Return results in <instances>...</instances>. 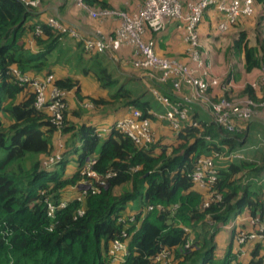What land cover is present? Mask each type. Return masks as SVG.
<instances>
[{"label": "trees", "instance_id": "trees-1", "mask_svg": "<svg viewBox=\"0 0 264 264\" xmlns=\"http://www.w3.org/2000/svg\"><path fill=\"white\" fill-rule=\"evenodd\" d=\"M83 1L96 10L113 8L105 0ZM257 7L254 41L244 19L251 15L229 25L236 28L229 49L242 56L246 71L259 69L264 61V0H253V14ZM40 16L21 0H0V264H111L107 249L115 239L127 245L116 264H219L214 252L222 227L244 210L264 219V152L259 161L241 159L220 167L219 157L247 140L250 118L233 129L214 119H198L191 100L196 95L184 101L183 93L174 102L189 108L190 119L178 131L172 129L168 144L159 139L140 146L114 123L99 135L97 126L68 119L81 118V111L69 108L65 97L63 119L53 123L46 110L35 107V94L13 74V67L21 75L54 74L59 67L68 73L54 79V85L64 96L74 91L81 101L86 99L93 105L89 109L133 106L151 122L154 116L146 92L138 94L128 86L129 78L121 80L104 54L84 52L78 40L72 50L65 42L70 36L52 30ZM36 26L42 30L37 36ZM30 35L36 51L25 47L24 38ZM90 73L108 91L107 99L80 96L77 75ZM212 90L202 95L217 100ZM238 96L256 104L264 101L251 84ZM222 98L232 100L230 91ZM56 133L67 137V148L45 165L55 155ZM203 156H211L217 168L208 194L191 177ZM70 161L73 170H68ZM89 162L96 178L84 173ZM235 234L231 232V243ZM161 254L165 257L157 261ZM252 257L250 264H262L258 242ZM220 263L237 264L231 244Z\"/></svg>", "mask_w": 264, "mask_h": 264}, {"label": "built area", "instance_id": "built-area-1", "mask_svg": "<svg viewBox=\"0 0 264 264\" xmlns=\"http://www.w3.org/2000/svg\"><path fill=\"white\" fill-rule=\"evenodd\" d=\"M21 1L33 9H37L41 4V0ZM78 1L82 2L83 0ZM210 7L220 12L223 16L222 21L218 24L220 31L227 30L229 25L239 17L252 15L254 10L253 0H143L134 13H129L125 10L115 11L110 8L98 10L102 15L113 14L119 20L113 35L107 38L84 36L77 26L65 24L55 16L47 17L46 24L56 32L81 41L83 50L86 53H103L115 45L129 46L132 48V55L129 61L133 67L148 71L150 76L157 75L158 82H169L172 89L176 92L181 91L183 87H188L192 94L201 96L209 87L219 86L218 79L208 75L206 54L200 50L198 34L199 23L203 19L205 11ZM173 21L179 22L183 26L184 41L187 45L186 52L191 64H186L174 57L158 55L155 52L154 40L152 38H144V35L148 32L163 31L167 24ZM41 33L40 27L36 26L33 30V35L37 36ZM12 72L22 84L30 87L35 94V107L46 110L53 123H60L63 119L66 102L64 101V93L54 85V75L52 73L43 76L21 75L16 67L12 68ZM261 83L264 84V77ZM153 95L165 107L164 113L155 115L161 120H166L174 131H178L183 123L190 119L187 106L180 102L171 101L168 95L155 89H153ZM182 99L184 101L190 100L188 96H184ZM247 101L256 104L249 99ZM229 102L232 103L231 100L221 97H217V100L210 99V110L214 112L213 119L217 124L227 129H233L235 125L233 119L235 109L230 110ZM259 104H264V101ZM86 105L89 108L93 107L91 103H86ZM113 127L129 136L140 146L146 147L155 141L151 120L141 117L140 111L133 106H130L128 112L114 122ZM108 130L109 126H100L95 131L101 135ZM59 154L56 153L49 159H45L44 164L54 163L59 158ZM219 158L233 161L244 159L245 155L239 150H232L222 154ZM90 164L89 162L86 165L84 173L88 177L96 178L97 175L91 170ZM191 177L198 189L207 192L211 191V187L217 177V168L213 158L211 156L200 157ZM209 194L212 196V192H209ZM63 204L64 202H62ZM50 208L52 211V207ZM149 209H151L150 206ZM250 222L254 229L244 230L238 228L234 236V243L238 248L248 241L260 243L263 252L262 264H264V219L260 220L258 216H251ZM126 246V243L119 239L110 242L107 253L111 264H116L123 259L126 254ZM163 257H165L164 254H161L156 260L159 261Z\"/></svg>", "mask_w": 264, "mask_h": 264}, {"label": "crops", "instance_id": "crops-1", "mask_svg": "<svg viewBox=\"0 0 264 264\" xmlns=\"http://www.w3.org/2000/svg\"><path fill=\"white\" fill-rule=\"evenodd\" d=\"M43 1L44 0H41V2ZM46 1L48 2V5H47L48 7L45 6V9L38 10L41 13L40 17L42 20H46V18L49 17L48 11L50 10V7H49L50 0H46ZM105 1L110 6H113V7L116 6L119 9L125 10L130 13H134L138 9V7L142 4L143 0H105ZM46 9H48V11H46ZM54 9L56 10L57 15L59 13L62 14L61 17H58L60 18L62 22L64 21L70 22V23H67L69 25H73V23L78 24L77 28L83 33V35L84 34H89V35L94 34L101 38H107L113 35L115 28L119 24V20L116 18L109 17L102 21L93 19L91 17L89 18L88 13H85L82 11L77 12L75 11L76 9H72L70 3H65L64 5L61 6L60 11L62 12H59L58 7H54ZM222 19H223V16L219 12H217L213 8H210L205 12L204 17L198 26L200 46H201L202 51L206 54L208 75L210 77H216L217 79L219 77H224L222 83H224L225 80H228L224 83L225 88L223 87V85H220L219 87H211L213 88L211 95L215 94L219 96V92L221 90L220 88H224V91L226 90L230 91V96L234 95L235 97H239L238 93L244 88V86L246 84H251L252 87H254V90L257 96L259 97L264 96V95H261V92H262L261 90L264 91V86L260 80H258L257 83L255 81L253 83V82H250L251 80H246L242 83V86L238 85L237 88H233L231 86L232 81L235 77V74L234 76L232 74V72H235L233 68L235 67V65L237 66L239 64L235 62V55H238V60L243 65V67H244V64L242 61V56L240 54H235L232 49H229L230 42H229L227 52L225 55V57L228 60V63L224 66H223V60L220 59L218 55L214 56L212 52H209L206 48H204V45H205L204 43H207V42L213 43L214 41H217V38H218L217 36L223 34L224 31H220L218 29V24L222 21ZM244 19H245V25H246L247 20L246 18ZM228 29L233 30V28H228ZM144 38L146 39L152 38L154 40L155 52L158 55L174 57V58L181 60L182 62L186 64H191V61L188 58V55L186 52L187 45L184 41L183 26L179 22H174V21L169 22L163 31L148 32L144 35ZM68 39H69V42H72L71 45L69 44V42H67ZM24 41L26 43L25 47L27 49H29L30 51L37 50L34 44L35 42L32 39V36L24 38ZM65 42H67L70 45L69 47L72 50H76V46H75L76 43L73 39L66 37ZM109 50L111 51H105L101 54H104L106 56L107 61L109 62V64H111V67L113 66V68H116L118 70V75L120 76L121 80H126V78L130 79V80H127L129 83L128 86L136 87V89L138 90L137 92L138 94L141 92H146V94L150 92L152 94L150 89L149 91H145L144 82H146V79H148L151 82V85L159 88L161 93L169 95L175 100L179 99L180 96L171 90V87H170L171 84L169 82L159 84L155 81H152L147 76H141V72L142 73L144 72L140 71V69L138 68L133 67L129 61L130 56L132 55L131 47L125 46V45H121V46L115 45V46H111ZM218 61H220L221 63L220 67L223 68L224 71L222 70L220 72V70H218V69H221L217 65ZM127 68H131L132 70L130 72L126 71L128 70ZM54 70H55V73L53 74L54 79H56L57 77H63L67 75L68 73L67 70L60 71L59 67H55ZM135 70L140 72L139 76L133 73L135 72ZM246 72H250V71H246ZM30 75L43 76L44 73H39L38 75L36 73L35 74L31 73ZM77 77L80 79L79 94L81 97H83V99L86 96H91L94 98L103 97L107 99L108 91L100 88L99 83L97 82V80L94 78V76L91 73L85 76H81L80 74H78ZM224 91L221 90L222 92L221 94H223ZM184 92H186V90H184ZM181 93L183 94V92ZM65 98H66L67 105L69 108H74V109L78 108L80 111H81L80 107L81 108L84 107L81 104V102L86 100L84 99L83 101H81L74 91L67 92ZM87 109L97 112L98 115H93V114L85 115V113L81 111V114H80L81 118H75L70 115L69 120L74 123H78V124L86 123V124H91L97 127H100V126L108 127L109 125L113 124L118 118L124 116L128 112L129 107L127 108L123 107L118 110H114L112 108H107V107H100V108H95V109L86 108V110ZM194 109H195V113L198 119H201V120L211 119V117L205 112L204 109L198 106H195ZM150 112L153 114L154 120H157L158 122H160L158 123L159 126L162 127L163 129H167L166 126H168L169 124L165 120L159 119L155 115L156 111H154L153 108H151ZM151 126H152V122H151ZM249 128L250 129H249V135H248L247 140L244 141V143L240 146V148H237L235 150L242 151L245 155L244 159L252 160V161H259V156L261 155L262 152H264V143H263L264 141V118H257V117L250 118ZM161 130H157V136H159L158 140L160 139L162 140V143L168 144L173 138L174 133L172 132V128L170 127V129H168L169 131H161ZM58 135L59 134L57 133L55 134L53 138V144H55L54 142L58 139ZM63 139L64 140L62 141H56L59 147L57 152L61 154L63 153L65 148H67V142H66L67 137L64 136ZM72 157L73 156H70L69 159H71ZM220 159H221L220 167H225L226 165H228L229 163L233 161L235 162L239 161L237 159L233 161L226 160L224 158H220ZM67 167H68V170H73L75 168V163L73 161H70ZM260 180L261 179L259 178V181ZM201 191L205 192V190H201ZM134 205L135 203L132 202L131 204L128 205V207L132 208L134 207ZM250 217L251 216L247 210L242 211V213L237 214L233 218H231L229 222H227L226 225H224L222 229L219 231V233L217 234V237H216L217 248L214 252V259L217 262H219V264H221L220 263L222 261L221 258L224 257L230 244H231V248L233 250L237 264L238 263L239 264H250V262L253 260L252 252L254 250L256 242L248 241L240 248H238V246L234 243V241L231 243V232L232 231H236L238 228H242L244 230L254 229V226L250 222Z\"/></svg>", "mask_w": 264, "mask_h": 264}, {"label": "rangeland", "instance_id": "rangeland-1", "mask_svg": "<svg viewBox=\"0 0 264 264\" xmlns=\"http://www.w3.org/2000/svg\"><path fill=\"white\" fill-rule=\"evenodd\" d=\"M49 3H50V5H49L50 10L48 11V9H46V11L49 12L48 16L61 17L62 14L59 13L57 15V12L54 9V7H58L59 12H62V11H60L61 6L64 5L65 3H70L72 9H76L75 11H77V12L78 11H82V12L88 13L89 16L88 15L87 16L89 18L91 17L93 19H97V20H101V21L105 20V19H107L109 17L117 19V17L115 15H113V14L102 15V14H100V11H98L96 9H93L91 7H87V5L84 3V1L79 2L78 0H50ZM47 5H48V2L46 0H44L43 2H41L39 7L37 8V10H43V9H45V6L48 7ZM111 9H113L115 11H122V9H119L116 6H114ZM258 11H260L259 7H257L255 14L251 15L250 17H248L246 19L247 22H246V26L245 27H247L246 29L250 30L251 33L254 30L257 29V25H256L255 21L258 18ZM253 13H254V10H253ZM64 22L66 24L70 23V22H67V21H64ZM73 25H77V27H78V24H76V23H73ZM237 29H239V28H237ZM235 30H236V28H234L233 30L228 29L227 31H224L222 35L217 36L218 37L217 41H214L213 43H211V42L210 43L209 42L204 43L205 44L204 48H206L209 52H212L214 56L218 55L219 58L223 60V66L228 63V60L225 57V55H226V52H227V48H228L229 42L231 40V35L233 33H235L234 32ZM259 30H262V29L260 28V29H258V31ZM251 33L249 34V38H250V40L254 41L255 32L252 33V34ZM84 36L92 37V36H96V35H94V34H92V35L84 34ZM67 42H69V39L67 40ZM69 44L71 45L72 42H69ZM108 51H111V50H108ZM235 62H237L239 64L237 66L235 65V67L233 68V70H235V72H232L233 76L235 74V77H234V79L232 81V84H231V86L233 88H237L238 85L242 86V83L244 81H246V80H251L250 82H253V83H254V81L257 83L258 80L263 82V77H264L263 68H264V64L262 65L263 67L261 66L257 70L254 69V70H251L250 72H246L244 70L243 65L238 60V55H235ZM217 65H218L219 68H221L220 67L221 66L220 61L217 62ZM127 69L128 70H126V71H129V72L132 70L131 68H127ZM218 70H220V72L222 70L224 71L223 68L218 69ZM140 71L144 72V73L141 72V76H147L152 81H155V82H157L159 84H163V83H160V82L157 81V77H158L157 75L150 76L148 71L141 70V69H140ZM133 73L138 75V76L140 74V72L137 71V70H135V72H133ZM223 78L224 77H219L218 78V85L219 86L222 85ZM144 83H145V91H149V89H150L152 94H153V89H155L157 91H160L159 88L154 87L153 85H151V82L148 79H146V82H144ZM263 86H264V84H263ZM220 89L222 91H224V88H220ZM171 90L174 91L172 89V87H171ZM184 90H186V92H184ZM221 90L219 92V96L218 97L222 98L223 94H221L222 93ZM261 91H262L261 95H264V91L263 90H261ZM174 92L177 93L179 96L182 95L181 92H183L184 95L188 96V97H190V95L192 94L188 87H183L181 92H176V91H174ZM152 94L150 92L147 93L144 96V99L149 101V103L151 105V108H153V110L156 111L155 112L156 115L164 113L165 112L164 106ZM65 96H66V94H65ZM168 97L171 99V101H173V102L175 101V99L170 97L169 95H168ZM231 99H232L231 100L232 103L229 102L230 103L229 108H230V110L231 109H235V113L233 115V119H234L235 123H245L249 118H252V117L264 118V104H252V103L248 102L246 98L235 97L234 95H231ZM191 100H192V102H194V107L198 106V107L204 109L205 112L211 117V119H213L214 112L210 110V97L201 95V96L192 97ZM179 102H180V100H179ZM86 103H88L87 100H84L83 102H81V104L84 106L82 108L80 107L81 111L83 113H85V115H88V114L98 115L97 112H94V111L88 110V109L86 110V108H89L86 105ZM244 114H246V115H244ZM68 119H69V117H68ZM158 123H160V122H158L157 120H152L151 128H152V132H153L155 140H158V138H159V136H157V130H161L162 129L161 131H169L168 129H170L169 125L166 126L167 129H163L162 127L159 126ZM101 127H105V126H101ZM59 135H58V139L56 141L64 140L63 139L64 135H60V136ZM56 141L54 142L55 143L54 144V148H55L54 154L58 153L57 150L59 148ZM263 143H264V141H263ZM221 259H223V258H221Z\"/></svg>", "mask_w": 264, "mask_h": 264}, {"label": "clouds", "instance_id": "clouds-1", "mask_svg": "<svg viewBox=\"0 0 264 264\" xmlns=\"http://www.w3.org/2000/svg\"><path fill=\"white\" fill-rule=\"evenodd\" d=\"M71 38V37H70ZM71 39H73V38H71ZM74 40V39H73ZM76 41V40H75ZM242 152V151H241ZM244 154V153H243ZM127 247V246H126Z\"/></svg>", "mask_w": 264, "mask_h": 264}]
</instances>
